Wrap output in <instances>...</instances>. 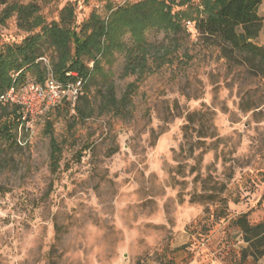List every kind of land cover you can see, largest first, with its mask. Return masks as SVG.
Here are the masks:
<instances>
[{"label": "rangeland", "instance_id": "rangeland-1", "mask_svg": "<svg viewBox=\"0 0 264 264\" xmlns=\"http://www.w3.org/2000/svg\"><path fill=\"white\" fill-rule=\"evenodd\" d=\"M68 1L81 24L139 0H59L42 14L56 20ZM187 23L147 31L132 69L124 51L102 61L117 108L99 78L39 117L23 101L34 118L0 141V264H264L236 223H264V72ZM24 37L11 20L0 45ZM12 108L0 104V125Z\"/></svg>", "mask_w": 264, "mask_h": 264}, {"label": "trees", "instance_id": "trees-1", "mask_svg": "<svg viewBox=\"0 0 264 264\" xmlns=\"http://www.w3.org/2000/svg\"><path fill=\"white\" fill-rule=\"evenodd\" d=\"M59 0H0V30L13 20L16 29L25 34L19 42L0 45V96L12 85L23 87L29 82L45 85L50 73L57 83L67 86L82 81V89L99 78L106 91L103 105L119 107L113 98L110 72L101 66L115 51H124L126 65L141 64L135 55L146 49L145 33L160 28L176 34L182 23L194 26L204 44L219 46L227 58L243 57L257 62L264 72V48L256 44L263 30L264 18L258 15L264 0H139L120 6L109 5L104 19L91 14L77 23L75 6L66 2L55 8L57 19L48 21L42 14L47 6ZM130 34V45L122 42ZM47 59V64L43 63ZM91 65V67H89ZM126 70V67H125ZM124 70V71H125ZM33 76L34 80L29 78ZM78 99H84L83 96ZM126 97L122 99L124 104ZM13 107L0 125V141L15 144L19 108ZM59 147L52 142L51 172L59 169ZM246 250L251 255H264V223L250 225L243 215L236 221Z\"/></svg>", "mask_w": 264, "mask_h": 264}, {"label": "built area", "instance_id": "built-area-1", "mask_svg": "<svg viewBox=\"0 0 264 264\" xmlns=\"http://www.w3.org/2000/svg\"><path fill=\"white\" fill-rule=\"evenodd\" d=\"M191 25V23H187ZM71 90L72 100L75 102L78 98L79 92L82 90V81L79 80L75 84L63 86L49 73L44 86H39L35 82H29L23 87L17 88L12 85L4 94L0 96V102L9 105H15L20 108L21 121H30L33 117L32 103L23 102L25 100L32 102L35 100L37 106V116L46 113L49 108L56 106L59 101L65 97L66 91ZM31 128V126L26 127Z\"/></svg>", "mask_w": 264, "mask_h": 264}, {"label": "crops", "instance_id": "crops-1", "mask_svg": "<svg viewBox=\"0 0 264 264\" xmlns=\"http://www.w3.org/2000/svg\"><path fill=\"white\" fill-rule=\"evenodd\" d=\"M261 12L264 13V3L259 7L258 9V15L261 17V18H264V15L261 14ZM261 34V37L263 39V42H264V34H262V32L260 33ZM259 34V35H260Z\"/></svg>", "mask_w": 264, "mask_h": 264}]
</instances>
